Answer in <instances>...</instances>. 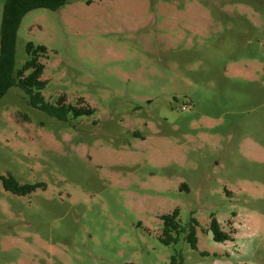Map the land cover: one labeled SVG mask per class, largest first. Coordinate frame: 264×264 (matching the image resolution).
I'll return each mask as SVG.
<instances>
[{
    "label": "rangeland",
    "instance_id": "rangeland-1",
    "mask_svg": "<svg viewBox=\"0 0 264 264\" xmlns=\"http://www.w3.org/2000/svg\"><path fill=\"white\" fill-rule=\"evenodd\" d=\"M29 42L46 101L93 111L0 99V264H264V0H69L16 70Z\"/></svg>",
    "mask_w": 264,
    "mask_h": 264
},
{
    "label": "trees",
    "instance_id": "trees-1",
    "mask_svg": "<svg viewBox=\"0 0 264 264\" xmlns=\"http://www.w3.org/2000/svg\"><path fill=\"white\" fill-rule=\"evenodd\" d=\"M68 2L69 0H5L0 39V99L10 88H18L29 97V103L32 106L58 119H66L70 112L76 117L92 113L91 108L66 105L63 102L65 95H62L56 104L46 101L43 90L47 81L42 79L44 65L40 60L46 52L44 46H37L32 42L27 43L28 59L21 68L15 69L17 34L25 15L38 8L58 10ZM3 184L6 190L16 194H25L36 188L33 185H20L12 175L4 179ZM177 215L178 211L176 210L171 215L163 216L166 228L180 229V225L176 222ZM213 227L215 239L222 240L224 235L216 221L213 222ZM186 237L191 246L196 247L195 230L191 229ZM224 238L226 239L228 236H224Z\"/></svg>",
    "mask_w": 264,
    "mask_h": 264
},
{
    "label": "built area",
    "instance_id": "built-area-1",
    "mask_svg": "<svg viewBox=\"0 0 264 264\" xmlns=\"http://www.w3.org/2000/svg\"><path fill=\"white\" fill-rule=\"evenodd\" d=\"M187 105L186 104H184L183 106H182V110H184V109H187Z\"/></svg>",
    "mask_w": 264,
    "mask_h": 264
}]
</instances>
